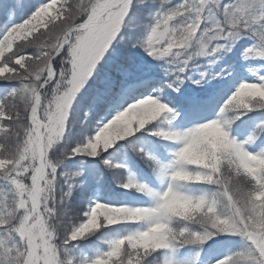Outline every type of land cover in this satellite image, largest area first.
<instances>
[{"label":"snow or ice","instance_id":"snow-or-ice-1","mask_svg":"<svg viewBox=\"0 0 264 264\" xmlns=\"http://www.w3.org/2000/svg\"><path fill=\"white\" fill-rule=\"evenodd\" d=\"M0 93V264H264V0H0Z\"/></svg>","mask_w":264,"mask_h":264},{"label":"rangeland","instance_id":"rangeland-1","mask_svg":"<svg viewBox=\"0 0 264 264\" xmlns=\"http://www.w3.org/2000/svg\"><path fill=\"white\" fill-rule=\"evenodd\" d=\"M2 94V93H0ZM250 116H255V114H249ZM242 119L247 120L246 117H242ZM146 150L150 152V154L155 155V153L151 152L150 147H146ZM114 163L123 164L125 168L127 169V172L124 173V175H132L133 178L138 182H146L148 176L150 175V169L148 168V165L141 160L139 157L132 156L131 158L127 156H117L114 161ZM114 187V185H113ZM123 191V189L119 190ZM114 234L112 232H109L108 230H102V232L97 233L95 237H92L90 241L87 242V245L95 244L98 248H103V243L97 240V237H103L104 240H107L111 238Z\"/></svg>","mask_w":264,"mask_h":264},{"label":"clouds","instance_id":"clouds-1","mask_svg":"<svg viewBox=\"0 0 264 264\" xmlns=\"http://www.w3.org/2000/svg\"><path fill=\"white\" fill-rule=\"evenodd\" d=\"M218 131H219L218 129H212L210 135L214 136V135L218 134Z\"/></svg>","mask_w":264,"mask_h":264},{"label":"trees","instance_id":"trees-1","mask_svg":"<svg viewBox=\"0 0 264 264\" xmlns=\"http://www.w3.org/2000/svg\"><path fill=\"white\" fill-rule=\"evenodd\" d=\"M85 245H87V242H81L80 247H84Z\"/></svg>","mask_w":264,"mask_h":264}]
</instances>
